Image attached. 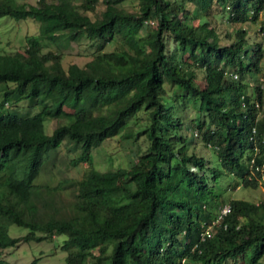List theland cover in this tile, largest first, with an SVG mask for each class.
<instances>
[{"label":"trees","instance_id":"trees-1","mask_svg":"<svg viewBox=\"0 0 264 264\" xmlns=\"http://www.w3.org/2000/svg\"><path fill=\"white\" fill-rule=\"evenodd\" d=\"M97 1L36 0L29 5L0 0V16L38 21L21 53H0V82L5 83L0 96V219L26 228L19 237L0 225V248L62 233L61 248L87 257V264L259 262L263 204L225 197L212 183L224 170L232 181L229 188L255 187L264 180L258 80L263 51L259 41L247 43L244 27L219 35L210 17L220 5L229 22H256L264 0H136L135 9L124 7V0H100L104 8L91 18L85 10H93ZM195 18L199 24L193 25ZM259 30L264 40V18ZM81 36L91 48L81 66L71 62L63 67L60 52L42 50L41 40L57 44ZM116 36L121 44L103 50ZM196 70L203 85L194 81ZM166 83L180 86V96L196 102L205 118L184 126L166 104L171 97ZM25 99H33L38 110H2L4 103ZM139 112L146 119L134 135L128 119ZM62 114L67 121L44 133L43 118ZM116 134L137 145L135 159L125 167L97 169L90 150ZM139 134L145 137L143 147ZM195 135L209 147L215 167L193 150ZM63 140L72 144L68 151H78L69 162H82L84 171L71 180L72 200L59 210L50 204L43 211L36 202L41 185L33 179L43 154ZM254 146L251 163L245 150ZM224 203L229 211L215 222ZM208 223L211 233L201 239ZM28 264H38L37 258Z\"/></svg>","mask_w":264,"mask_h":264},{"label":"rangeland","instance_id":"rangeland-1","mask_svg":"<svg viewBox=\"0 0 264 264\" xmlns=\"http://www.w3.org/2000/svg\"><path fill=\"white\" fill-rule=\"evenodd\" d=\"M29 5L36 3V0H25ZM79 3V0H76ZM137 4L136 0H124L122 5L127 8L135 9ZM104 8V4L98 0L95 3L93 10H85L91 18L98 16L99 12ZM215 13L210 17V24L216 29L219 35H223L225 31H229L230 34L236 27H244L246 30L247 43H253L259 41L263 51V56L260 59V71L258 73V80L262 86V106L261 113H264V40L262 39L261 32L259 30V22L264 18V10H262L258 16L256 22L246 23H232L226 20V11L221 10L220 5L213 7ZM193 25L199 24L197 18L192 20ZM38 21L31 17H25L21 19H14L7 15L0 16V53H21L22 48L27 44L26 37L37 32ZM227 40V39H226ZM42 50H52L61 53V64L66 67L68 63L74 62L81 66L91 56V48L88 47L89 43L85 37L78 39L76 42H64L59 41L57 44L49 40H41ZM121 44V39L116 36L112 42H109L103 46V50H110ZM92 47V46H91ZM195 83L197 85H203L202 73L200 70L195 71ZM249 86L250 83L248 82ZM11 85V83H10ZM5 86L4 82H0V96L2 95V89ZM260 86V87H261ZM165 90L171 94V97L165 98L167 106L170 108L172 114L180 119L183 125H191L192 121H198L205 118L201 112L198 111L197 103H193L188 97L180 96L184 94L182 88L174 84H165ZM70 106V105H69ZM66 107L65 110H71V107ZM2 109L4 111L19 110L23 113H33L38 110V106H35L33 99H25L16 103H10L9 105L3 104ZM68 115L62 114L57 117L45 116L43 118V132L49 134L53 127L67 121ZM146 115L142 112L131 116L128 119V123H132L135 126L134 135L139 128L140 124L144 123ZM195 133V132H194ZM187 137L191 135L190 130L184 132ZM133 135V136H134ZM191 143L194 144L193 150L197 154H201L207 159L206 165L214 166L217 161L210 151L208 146L201 144L197 135L191 136ZM116 134L110 138L105 139L99 146L90 150L91 160L99 170L114 169L118 166L125 167L132 160L134 156L132 151L136 149L137 145L133 143L132 139H124ZM145 139L143 134L138 135L139 146L143 147V140ZM190 141V140H189ZM133 143V144H132ZM72 144L68 140H63L59 145L43 154V165L40 172L33 179L40 186V195L36 198V202L39 204V208L49 209L52 204L57 210L61 208L62 204H67L73 199L74 188L71 184L72 179L79 178L84 171V164L78 162L77 164H71L70 159L78 152L77 149L69 150L68 147ZM138 148V147H137ZM33 151H28L29 153ZM247 155L251 154L250 149H246ZM224 170V169H223ZM226 173V171L224 170ZM224 173V174H225ZM222 174L220 178H217V183H212V187L215 191H224L225 197L243 198L252 202H260L264 206V180L259 182L257 186H241L237 185L233 188H229L227 174ZM45 186L51 189L47 191ZM47 202L48 205H40ZM42 211V212H43ZM7 218L0 219L1 227H6V232L11 236L21 237L26 233V228H22L13 222L6 223ZM64 234H51L48 237L40 241L24 240L21 239L14 245H8L0 248V258L3 260L1 264H28L33 258H37L38 264H87L88 259L85 256H76L70 252L69 249L61 248V242L64 238ZM95 250V248H93ZM255 264H264V255L259 262Z\"/></svg>","mask_w":264,"mask_h":264},{"label":"built area","instance_id":"built-area-1","mask_svg":"<svg viewBox=\"0 0 264 264\" xmlns=\"http://www.w3.org/2000/svg\"><path fill=\"white\" fill-rule=\"evenodd\" d=\"M232 73V72H231ZM232 77L233 78H237V74L236 73H232ZM255 105H257V103H255ZM256 126H252L251 127V136L253 137V135L256 134ZM255 151H256V147L254 146L252 149H251V154H249V160L250 162L252 163L253 159H254V155H255ZM255 169H257L258 167L257 166H254ZM229 211V205L228 203H224L220 208H219V211L214 219V221H218L224 214H226L227 212ZM211 227L212 225L211 224H205L203 225L202 227V230L200 232V235H201V239L203 237H207L210 233H211Z\"/></svg>","mask_w":264,"mask_h":264},{"label":"clouds","instance_id":"clouds-1","mask_svg":"<svg viewBox=\"0 0 264 264\" xmlns=\"http://www.w3.org/2000/svg\"><path fill=\"white\" fill-rule=\"evenodd\" d=\"M3 110V109H2ZM3 175L0 174V180L2 179ZM6 223H7V220H6ZM7 224H10V223H7Z\"/></svg>","mask_w":264,"mask_h":264}]
</instances>
